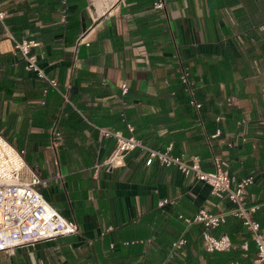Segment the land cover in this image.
I'll use <instances>...</instances> for the list:
<instances>
[{"label":"crops","instance_id":"crops-1","mask_svg":"<svg viewBox=\"0 0 264 264\" xmlns=\"http://www.w3.org/2000/svg\"><path fill=\"white\" fill-rule=\"evenodd\" d=\"M166 1L158 11L153 0H94V9L89 0H67L62 22L61 0H0V129L38 166L45 198L79 227L0 251V264L253 263L256 245L241 219L229 217L214 231L228 234L233 248L209 253L202 226L178 217L227 212V199L209 184L157 160L147 164L141 149L121 165L109 163L116 141L100 128L130 135L127 123L149 146L173 144L174 155H197L206 170L218 155L233 184L254 177L247 200L260 205L264 229V0ZM83 32L89 45L76 52ZM13 38L40 42L39 63L58 89L26 70ZM184 69L199 110L181 81ZM54 124L63 136L56 148ZM163 198L173 203L160 207ZM181 236L188 243L173 252Z\"/></svg>","mask_w":264,"mask_h":264},{"label":"built area","instance_id":"built-area-1","mask_svg":"<svg viewBox=\"0 0 264 264\" xmlns=\"http://www.w3.org/2000/svg\"><path fill=\"white\" fill-rule=\"evenodd\" d=\"M61 5V21L66 22L67 0H61ZM166 7V0H153L155 10L164 11ZM5 18L6 11L0 5V20L3 21ZM13 39L16 51L25 61L26 70L34 73L40 79L47 80L50 86L58 89V81L50 79L39 63L35 50L40 42L28 38ZM82 44L89 45V42L85 41L84 32L77 39L76 52ZM189 76L188 70L184 69L180 78L191 94V104L199 110L202 103L195 97ZM128 90V85L123 84V95L127 94ZM44 93H47V89L44 90ZM64 96L67 97L66 94ZM41 104H46L45 98L41 100ZM216 120L220 121L221 117L217 116ZM127 129L131 133L130 135H125L121 130L100 128L102 138H114L116 141L115 150L109 159L110 164L121 165L129 152L141 149L147 154V164L157 160L163 166H175L185 176H191L209 184L212 195L227 199L230 206L227 212L214 213L201 208L194 216L188 217L179 214L178 217L188 226L193 224L202 226L201 236L204 249L209 253L227 252L233 248V241L228 234L217 235L214 231L226 224L229 217L241 219L256 245V257L252 264H264V229L256 217L260 205L247 200V190L254 183L252 175L245 176L233 184L231 172L224 166L220 156L214 155L213 169L206 170L199 156L194 155L185 159L182 155H174L172 153L173 144H170L165 150L153 148L133 134L135 128L131 123H127ZM220 134L221 129L218 128L208 136V139L217 138ZM62 137L57 125L54 124L50 136L51 146L56 148ZM229 145L232 146V144ZM97 167L98 165H96ZM44 180L38 166L28 164L26 150L15 146L0 129V251L11 252L19 246L78 232V225L63 216L43 195L41 187ZM170 203H173L171 199L163 198L159 200L158 205L164 207ZM109 229H113V226H110ZM187 243L186 237L181 236L172 242L171 250L174 252ZM125 244H129V242H125ZM111 248H115V243H111ZM242 248L247 249V243H244Z\"/></svg>","mask_w":264,"mask_h":264},{"label":"trees","instance_id":"trees-1","mask_svg":"<svg viewBox=\"0 0 264 264\" xmlns=\"http://www.w3.org/2000/svg\"><path fill=\"white\" fill-rule=\"evenodd\" d=\"M11 58H12V60H14V59H15V56H12ZM24 63H25L24 61H21V64H22V65H24ZM49 88H51V87H48V88H47V92L49 91ZM9 92L12 93L13 90L11 89V90H9ZM187 95H188V94H187ZM187 97L190 99V95H188Z\"/></svg>","mask_w":264,"mask_h":264},{"label":"rangeland","instance_id":"rangeland-1","mask_svg":"<svg viewBox=\"0 0 264 264\" xmlns=\"http://www.w3.org/2000/svg\"><path fill=\"white\" fill-rule=\"evenodd\" d=\"M91 8L94 9L96 7L94 0H89Z\"/></svg>","mask_w":264,"mask_h":264},{"label":"bare ground","instance_id":"bare-ground-1","mask_svg":"<svg viewBox=\"0 0 264 264\" xmlns=\"http://www.w3.org/2000/svg\"><path fill=\"white\" fill-rule=\"evenodd\" d=\"M101 1H102V0H101ZM112 1L114 2V1H116V0H111V2H112ZM107 2H108V1H107ZM108 4H109V3H108ZM106 5H107V4H106Z\"/></svg>","mask_w":264,"mask_h":264}]
</instances>
